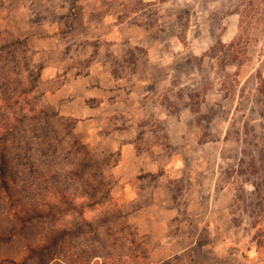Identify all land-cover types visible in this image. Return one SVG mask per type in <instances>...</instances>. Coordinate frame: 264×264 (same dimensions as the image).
Instances as JSON below:
<instances>
[{"label": "rangeland", "instance_id": "1", "mask_svg": "<svg viewBox=\"0 0 264 264\" xmlns=\"http://www.w3.org/2000/svg\"><path fill=\"white\" fill-rule=\"evenodd\" d=\"M11 122L15 205L52 213L13 250L264 264V0H0Z\"/></svg>", "mask_w": 264, "mask_h": 264}, {"label": "trees", "instance_id": "2", "mask_svg": "<svg viewBox=\"0 0 264 264\" xmlns=\"http://www.w3.org/2000/svg\"><path fill=\"white\" fill-rule=\"evenodd\" d=\"M25 94V92H23ZM16 123H2L0 127V198L11 203L14 211L10 213L9 219L14 222L12 227L2 229L0 231V264H31L33 261L37 264H43L41 257L45 251L43 244H29L22 246L19 251L13 250V243L16 239L24 236L26 229L34 221L52 216L51 211H42L41 209H29L30 211L22 210L18 205H15L14 173L10 168L9 152L11 149V141H13V130ZM63 233L59 232L62 236ZM56 241V240H55ZM53 241V242H55ZM38 260V261H36ZM47 264V263H46Z\"/></svg>", "mask_w": 264, "mask_h": 264}]
</instances>
